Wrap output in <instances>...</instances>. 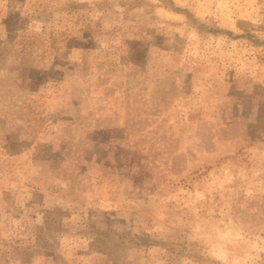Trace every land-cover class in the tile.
I'll use <instances>...</instances> for the list:
<instances>
[{"label":"rangeland","instance_id":"374dc122","mask_svg":"<svg viewBox=\"0 0 264 264\" xmlns=\"http://www.w3.org/2000/svg\"><path fill=\"white\" fill-rule=\"evenodd\" d=\"M171 2L0 0V264H264V0Z\"/></svg>","mask_w":264,"mask_h":264},{"label":"trees","instance_id":"16d2710c","mask_svg":"<svg viewBox=\"0 0 264 264\" xmlns=\"http://www.w3.org/2000/svg\"><path fill=\"white\" fill-rule=\"evenodd\" d=\"M160 1H163V3L165 4L166 8H170L172 6L171 0H160ZM173 9H175L176 12H179V13L183 14L187 19L190 18V14L186 10H182V9H179V8H173ZM248 35H250V34H248Z\"/></svg>","mask_w":264,"mask_h":264}]
</instances>
